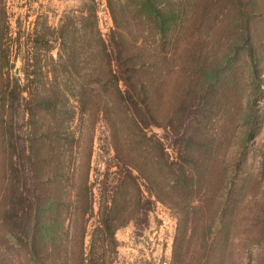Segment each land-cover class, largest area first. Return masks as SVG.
Segmentation results:
<instances>
[{
  "label": "rangeland",
  "instance_id": "1",
  "mask_svg": "<svg viewBox=\"0 0 264 264\" xmlns=\"http://www.w3.org/2000/svg\"><path fill=\"white\" fill-rule=\"evenodd\" d=\"M121 5L0 0V157L10 138L14 154L22 146L62 165L55 183L60 186L50 185L61 205L52 220L60 224L46 237L53 250L47 264H63L69 252L80 251L81 264H264V0L246 5L253 11L259 88L240 49L233 54L234 72L215 97L172 112L176 75L166 74L169 84L161 93L141 94L147 116L141 142L128 118L138 110L94 85L100 46L82 39L91 23L109 53H116L112 67L126 91L120 68L126 62L116 58L132 52L128 44L140 42L141 33ZM227 22L224 8L213 9L199 28L225 42ZM39 131L47 144L32 139ZM182 172L185 179L176 181Z\"/></svg>",
  "mask_w": 264,
  "mask_h": 264
},
{
  "label": "trees",
  "instance_id": "2",
  "mask_svg": "<svg viewBox=\"0 0 264 264\" xmlns=\"http://www.w3.org/2000/svg\"><path fill=\"white\" fill-rule=\"evenodd\" d=\"M250 1L122 0L121 13L123 10V12H129L132 23L140 26L141 33L140 42L128 44L132 52L124 59L118 56L121 51L117 50L116 60L126 62L120 67L124 75L126 91L121 89L116 80L118 75L112 67L110 57L116 53H109L104 40L99 32L92 28L91 23V27L85 25L87 27L83 28L82 33L84 43L95 42L100 46L95 53L99 58V68H96L97 73L93 83L103 90L109 89L116 94L120 103L130 102L134 109L138 110L128 117L134 133L139 136L138 142L144 140L141 128L147 123L142 92L145 93L151 89L153 94L161 93L160 87L164 88L169 84L166 74L176 75L173 82L176 92L172 96L174 103L173 108L171 107L172 112H177L183 107L187 109L190 106L203 104L208 96L215 97L220 85L232 74L231 72H234L233 64L236 58H233V54H237L240 49L245 50L249 66L252 67L251 81L256 82V89L259 88V75L255 70V50L251 43L249 23L253 11L246 8ZM223 8L229 18V22L225 24L228 28L225 32L228 36L225 42L215 41V33L209 32L207 36H204L202 29L199 28L200 19L204 15L207 17L213 9ZM114 22L118 25L116 18ZM210 35L213 40L209 42ZM128 60L130 61L127 63ZM146 75L149 78H146ZM86 88L87 85H83L81 91ZM165 91L166 89L163 92ZM151 97L152 94L149 92L145 99L148 101ZM80 100L84 104L88 103L83 94ZM53 104L56 108L57 105ZM125 104L123 108L128 115ZM148 110L149 108L146 109V114ZM126 120L127 118H124L122 122ZM114 128L116 129L117 126ZM124 128H127V123L124 124ZM47 132L50 134L49 130ZM42 135L43 132L39 131L33 135L32 139L39 145L47 144L42 140ZM113 138L116 139V136L113 135ZM13 141L16 147L15 140ZM140 144L138 143V147ZM120 145L115 142L114 149L118 151L121 149ZM12 147L10 138L5 139V153L3 152L0 157V255L4 254L1 263L47 264L53 260V254H51L53 250L46 242V237L52 232L48 233L49 229L57 223L60 224L58 220H55L53 224L52 220L53 215L57 218L61 205L59 204L61 197L50 194V185L52 187L58 182L57 170L62 165L60 161H55L52 157L39 156L41 154L39 151L25 152L22 146L21 151L14 154L11 152ZM79 163L80 161L77 165ZM50 164L51 168L44 171L43 167ZM136 168L143 173L138 166ZM76 169L78 170V166L70 171L73 172ZM185 177L186 175L182 172L176 181L185 179ZM183 184L185 185L184 182ZM59 186L60 184H55L54 190ZM187 187L192 190L191 185ZM225 190L221 194L222 200L226 193ZM204 197L200 198L201 202ZM75 200H78L77 195H75ZM221 211L220 206L217 216L221 214ZM80 252H69L71 256L66 255L63 264H81L83 259ZM54 253L56 257L57 252Z\"/></svg>",
  "mask_w": 264,
  "mask_h": 264
}]
</instances>
